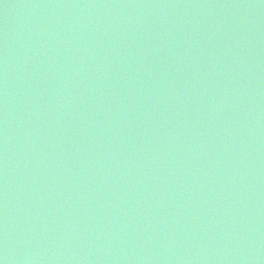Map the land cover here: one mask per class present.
<instances>
[{"label":"water","instance_id":"1","mask_svg":"<svg viewBox=\"0 0 264 264\" xmlns=\"http://www.w3.org/2000/svg\"><path fill=\"white\" fill-rule=\"evenodd\" d=\"M0 264H264V0H0Z\"/></svg>","mask_w":264,"mask_h":264}]
</instances>
